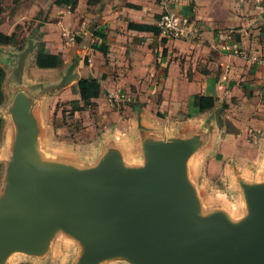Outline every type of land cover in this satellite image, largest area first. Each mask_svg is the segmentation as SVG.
<instances>
[{
  "label": "crops",
  "instance_id": "1",
  "mask_svg": "<svg viewBox=\"0 0 264 264\" xmlns=\"http://www.w3.org/2000/svg\"><path fill=\"white\" fill-rule=\"evenodd\" d=\"M3 1L0 32L13 41L0 43V65L5 84L23 89L37 117L43 161L88 169L116 151L124 166L140 169L147 161L144 134L164 142L200 135L185 175L201 211L232 218L246 213L241 180L264 184V0ZM167 8L196 25L191 37L167 39L130 27H158ZM41 41L63 57L61 67L37 65ZM83 77L100 78L101 95L74 111L82 126L73 130L58 104H84ZM196 94L213 96L215 105L190 115ZM3 118L14 140L16 125L11 116ZM83 249L60 231L47 251L13 254L3 264H76ZM99 264L133 263L110 258Z\"/></svg>",
  "mask_w": 264,
  "mask_h": 264
},
{
  "label": "water",
  "instance_id": "2",
  "mask_svg": "<svg viewBox=\"0 0 264 264\" xmlns=\"http://www.w3.org/2000/svg\"><path fill=\"white\" fill-rule=\"evenodd\" d=\"M10 102L16 131L0 199V264L17 251H47L60 231L83 243L76 264L110 258L264 264V184L241 180L247 205L241 218L219 210L204 214L185 175L200 135L164 142L144 134L147 161L140 169L124 166L116 151L88 169L47 164L37 151V117L21 87Z\"/></svg>",
  "mask_w": 264,
  "mask_h": 264
},
{
  "label": "trees",
  "instance_id": "3",
  "mask_svg": "<svg viewBox=\"0 0 264 264\" xmlns=\"http://www.w3.org/2000/svg\"><path fill=\"white\" fill-rule=\"evenodd\" d=\"M70 0H56V3H70ZM135 7H139L137 5H134ZM2 2L0 0V16L3 11ZM130 27L138 28L142 30H153L155 32L160 33L159 27L155 25H149V24H135L130 23ZM13 41V36L4 34L3 32H0V43L7 44ZM102 50L107 52V48L103 45L100 46ZM36 63L40 67H61L64 64V59L61 55L51 53L46 48L45 42L41 41L38 46V52L36 57ZM6 71L5 69L0 65V103L4 100V93L2 89V83L5 77ZM79 91L81 99L83 100L84 104L81 105L79 100H72L70 103L72 104V111L73 114L76 110L84 109L87 106H90L93 103L94 98H98L101 95V80L97 77H83L79 79L78 82ZM192 111L190 110V115L193 112H202L207 109L212 108L215 105V99L211 95H205V94H196L193 96L192 99ZM0 130H1V121H0Z\"/></svg>",
  "mask_w": 264,
  "mask_h": 264
},
{
  "label": "rangeland",
  "instance_id": "4",
  "mask_svg": "<svg viewBox=\"0 0 264 264\" xmlns=\"http://www.w3.org/2000/svg\"><path fill=\"white\" fill-rule=\"evenodd\" d=\"M6 1V0H5ZM2 3H4L3 0H1ZM7 9L9 8V5L6 3ZM25 39H21V43L24 42ZM6 69L8 70L9 64H7ZM5 79H6V74L2 83V89L4 93V100L2 103H0V121H1V130H0V169L1 173L4 171L5 166H6V160H10L13 146H14V140L12 139L14 131L12 129H8V123L6 120L3 118V115L5 114L6 116H10V97L11 93L14 91L12 87L5 84ZM58 107L60 109L64 110V120H67V123L69 126H72L73 130H80L81 129V121H79V117H75L74 113L72 114V104L70 102L68 103H61L60 105L58 104ZM70 111V112H69ZM222 156V154H221ZM219 156L218 158H222ZM216 169H213V175L216 174ZM243 216V215H242ZM241 218V217H240ZM236 220L238 218H235ZM16 253H21V252H16Z\"/></svg>",
  "mask_w": 264,
  "mask_h": 264
},
{
  "label": "built area",
  "instance_id": "5",
  "mask_svg": "<svg viewBox=\"0 0 264 264\" xmlns=\"http://www.w3.org/2000/svg\"><path fill=\"white\" fill-rule=\"evenodd\" d=\"M157 25L161 35L167 39H186L191 37L197 29L187 16L170 8L161 13Z\"/></svg>",
  "mask_w": 264,
  "mask_h": 264
}]
</instances>
